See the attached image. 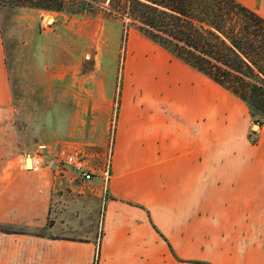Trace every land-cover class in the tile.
<instances>
[{"label":"crops","instance_id":"0c3cea01","mask_svg":"<svg viewBox=\"0 0 264 264\" xmlns=\"http://www.w3.org/2000/svg\"><path fill=\"white\" fill-rule=\"evenodd\" d=\"M238 1L264 17V0ZM131 36L135 55L120 75L110 176L105 187L97 182L107 196L100 234L27 233V264H94L97 250V264H264V122L252 143L243 101L137 29ZM4 50L0 24V110L9 96ZM102 80L93 88L111 111L115 75ZM240 137L249 144L244 167L223 168L222 149L209 153V145ZM33 159L32 168L0 169L4 195L27 191V224L47 213L58 177Z\"/></svg>","mask_w":264,"mask_h":264},{"label":"rangeland","instance_id":"374dc122","mask_svg":"<svg viewBox=\"0 0 264 264\" xmlns=\"http://www.w3.org/2000/svg\"><path fill=\"white\" fill-rule=\"evenodd\" d=\"M127 21L104 11L90 16L23 4L0 5L9 82V96L0 110V169L32 168L34 164L25 165V157L40 156V165L58 176L48 191L47 213L33 224H27V191L4 195L0 180V264H27V233L81 240L100 234L107 196L99 192L97 182L105 187L103 171L110 166L120 75L125 59L135 55L131 48L134 28ZM114 75L115 85L109 87L110 111L93 81ZM260 130V123L252 118L248 140H258ZM242 138L239 144L235 139L209 145V153L217 146L224 155L223 168L244 167L240 158L249 144ZM61 141L82 148L94 168L91 184L73 185L70 181L75 174L60 172L58 167L63 164L57 163L54 154ZM233 152L240 157L232 156Z\"/></svg>","mask_w":264,"mask_h":264},{"label":"trees","instance_id":"16d2710c","mask_svg":"<svg viewBox=\"0 0 264 264\" xmlns=\"http://www.w3.org/2000/svg\"><path fill=\"white\" fill-rule=\"evenodd\" d=\"M5 4L127 18L126 25L239 98L264 122V17L238 0H0ZM98 258L97 250L94 264Z\"/></svg>","mask_w":264,"mask_h":264},{"label":"built area","instance_id":"2783aa9c","mask_svg":"<svg viewBox=\"0 0 264 264\" xmlns=\"http://www.w3.org/2000/svg\"><path fill=\"white\" fill-rule=\"evenodd\" d=\"M56 147L55 160L58 164H63V167H58L60 172L68 171L70 174H75V178L83 183L91 184L94 180V168L85 160L82 148L71 141L58 142ZM109 153L111 157L112 151ZM103 174L106 186L110 176L109 170L103 171Z\"/></svg>","mask_w":264,"mask_h":264},{"label":"water","instance_id":"95a60500","mask_svg":"<svg viewBox=\"0 0 264 264\" xmlns=\"http://www.w3.org/2000/svg\"><path fill=\"white\" fill-rule=\"evenodd\" d=\"M198 27H199L200 30H202L201 26L198 25ZM255 126H257V124H254V125H253V128H254ZM30 160H31V156H30V155H27V156L25 157V165H26L27 167L29 166V161H30ZM28 168H29V167H28Z\"/></svg>","mask_w":264,"mask_h":264},{"label":"bare ground","instance_id":"6f19581e","mask_svg":"<svg viewBox=\"0 0 264 264\" xmlns=\"http://www.w3.org/2000/svg\"><path fill=\"white\" fill-rule=\"evenodd\" d=\"M33 158H31V160L29 161V166H32L34 164V160H32ZM34 166V165H33Z\"/></svg>","mask_w":264,"mask_h":264}]
</instances>
